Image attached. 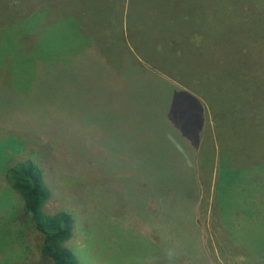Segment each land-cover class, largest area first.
Masks as SVG:
<instances>
[{"label": "rangeland", "instance_id": "374dc122", "mask_svg": "<svg viewBox=\"0 0 264 264\" xmlns=\"http://www.w3.org/2000/svg\"><path fill=\"white\" fill-rule=\"evenodd\" d=\"M85 1L20 0L18 11L12 16L13 4L2 1L0 164L6 163L8 151L21 150L23 140L38 145L40 134L45 137L42 139L50 140L53 149L64 147L67 156L61 157L58 167L54 165V184L48 180L52 197L47 207L54 212L66 211L72 217V235L66 244L79 264H264V0H245L246 5L241 10L249 40L261 39L257 55L250 51L253 46L249 40L243 39L245 46L240 44V47L244 46L246 50L241 58L248 62L247 68L252 63L255 70L260 67L259 73L256 72L253 78L244 65L243 69H238L242 71L239 80L233 71H230L232 74L223 73L219 85L207 91L212 95L213 106L208 113L214 122L209 116L204 119L211 125L208 130H211L212 144L216 146L217 177L226 182L232 173L229 172L231 169L227 172L221 166L224 155L232 160H228L231 162L228 165L235 170L234 177L228 185L221 184L215 189L209 186L203 192L194 216L191 211L184 212L181 220L162 213L151 201L132 204L131 191L117 189L119 194L113 187L117 180L127 183L135 177L132 157L139 156V148L134 147L139 143L138 138L144 139L148 146L157 137L152 138L151 127L145 126L152 121L144 110L149 100L142 111L132 115L135 103H130L132 98L116 91L111 97L102 90L89 93L86 85L81 86L83 75L80 74L77 83L78 77L68 71L73 64H79L83 73L91 65L89 58L99 60L100 66L106 59L113 69L120 67L119 63L126 58L136 63L117 29L110 28L109 14H115L113 18L121 14L125 0L92 2L96 16L90 10L85 12L93 22H79ZM230 1L229 5L223 3L226 10L238 3ZM31 2L33 9L28 13L26 10ZM61 5L68 9L65 20H58L55 28L48 31L47 17L52 15L55 19ZM246 6H250L249 11ZM48 7L51 14H46ZM213 8L216 7L213 5ZM227 30L230 35L224 43L230 44L232 39L229 37L237 30L233 26ZM236 38L239 40L238 35ZM41 42L43 46L50 45L45 57H30L29 53L34 49L45 50L40 47ZM243 48H233L232 59L237 60L239 54H236ZM221 60L229 63L224 59V53ZM233 67L237 69L234 64ZM136 69L132 64V89L144 86L145 94H150L154 86L150 81H143V73ZM58 70L63 81H51L60 78L56 75ZM209 74L216 75L215 69ZM10 80L15 83L8 84ZM242 83L244 89H240ZM160 89H163L162 83L156 88ZM55 93L63 98L58 99ZM255 108H260L259 112H255ZM79 113L83 114V120L76 116ZM220 116L225 117L228 128L224 131L216 124ZM157 125L166 141L169 139L171 143L172 140L175 145L185 141L180 136L181 130L176 129L174 137H165L166 124L160 122ZM137 127L141 131L139 137ZM64 130L68 131L67 136ZM64 137L72 145H66ZM208 138L211 139V135ZM123 142L126 146L133 142V151L118 149ZM35 147L25 148L19 158H31L39 163L43 156ZM82 160L93 170L90 175L94 178L83 170ZM138 164L141 171L146 170L143 162ZM4 168L5 165L0 168V264H32L39 255L42 237L19 219L21 215H17L16 209L21 204L20 198L10 189ZM139 169L135 173L138 174ZM121 173L126 174L118 176ZM79 181L81 184L76 186ZM187 203L186 199L182 200V209Z\"/></svg>", "mask_w": 264, "mask_h": 264}, {"label": "trees", "instance_id": "16d2710c", "mask_svg": "<svg viewBox=\"0 0 264 264\" xmlns=\"http://www.w3.org/2000/svg\"><path fill=\"white\" fill-rule=\"evenodd\" d=\"M2 1L0 0L1 7L4 6ZM8 1L13 4V12L10 13V16L15 15L19 8L17 3L20 0ZM236 1L238 3L233 4L231 10H226V5L224 6L223 3L229 5L230 0H125L121 14H116L115 18H113L115 14H109L110 28L111 30L117 29L130 57L133 54L136 63L134 64L129 58H126L119 63L120 67L113 69L109 63H106V59L105 63L100 66L99 60L89 58L91 65L83 73L79 70V64L69 67L71 69L68 71L73 73V77H78L77 83L80 81V74L83 75L80 83L81 86L86 85V91H90L89 93L93 94L95 90H102L111 97L112 93L116 91L127 98H132L130 103L133 105L135 102L132 107V115L140 112L139 110L142 111L146 101L149 100V105L144 110L152 121L145 126L148 129L151 127L152 138H157L153 139L148 146L144 139L138 138L139 143L134 147L139 148V156L132 157V174L134 173L135 177H132L131 181L127 183L117 180L116 186H113L116 192L117 189L131 191L132 204L135 201L142 203L151 201L157 205V209L159 207L162 213L165 212L171 218L181 220L184 212L191 211L194 216L195 208L201 201L203 192L208 190L209 186H213L215 189L221 184L222 186L228 185L230 178L234 177L235 170L232 171V165H228L232 160L226 159L225 155L222 156L221 166L226 171L231 169L229 172L232 173L230 177H227L226 182H221V179L217 177L219 166L215 161L216 146L214 143L212 144V133L211 130H208L211 125H208V121L204 118L209 116L211 122H214L208 113V109L211 111L213 106L210 100L212 95L207 91L219 85L223 73L233 71L235 78L239 80L242 71L238 69H243L244 65L246 68L248 66V62L241 58V54L245 55L246 50V47L243 48L245 45L242 40L250 39L247 31L244 30L246 22H244V13L241 12L247 0H233L232 3ZM92 2L98 4L100 0L85 1L83 10L79 14L81 17L79 22H93L85 12V10H90L92 15L96 16L95 8L91 6ZM213 5L216 8H213ZM247 7V11H249L250 6ZM64 8L67 7L61 5L55 19L52 15L47 17V22L50 23L48 31L55 28L58 20H65V12L68 9ZM32 9L31 2L26 11L29 13ZM45 10L46 14H51L50 7ZM52 20L54 23L51 22ZM234 22L235 25H233ZM51 26L53 27L50 29ZM230 26L236 28L237 31H233V37H229L230 40L232 39L229 44L224 43V39L230 35L227 30L230 29ZM236 35L239 36V40ZM47 36L49 35L47 34ZM260 40L259 37L249 40L253 46L249 48L250 51L255 54L260 51ZM240 44L244 46L240 47ZM40 47L45 50L41 52V49H34L29 53L30 57L35 55L45 57L50 45L48 46L46 43L43 46V42H41ZM233 48H243L236 54H239L237 60L232 59ZM87 53L88 51L82 54ZM223 53L224 59L229 63L222 62ZM262 61L264 60L262 59ZM132 64L137 68L136 70L143 73L142 80L150 81L154 86V90L150 94H145L147 89L144 86L132 89ZM233 64L237 69L233 67ZM213 68L216 71L214 76L209 74ZM259 68L257 66L255 70L252 63L247 71L254 78V74L259 73ZM59 72L60 70L56 72V75L60 77ZM117 72L118 74H115ZM53 80L63 81L62 77L52 78L51 81ZM13 83L15 82L10 80L8 84ZM160 83L163 84V89L156 90ZM201 84L202 91H199ZM255 85L257 87V82ZM43 87L46 88V85L44 84ZM240 89H244L243 83ZM55 95L58 99L63 98L57 93ZM259 110L260 108H255L254 111L259 112ZM160 113L166 120L161 117ZM226 114L228 115L227 112ZM76 116L83 120L82 113ZM220 117H217L216 124L224 131L228 129L224 122L225 117H221L222 119ZM160 122L166 124L165 137H174V132L178 129L181 130L182 135L180 133V136L184 137L185 141L180 145L173 144L172 140L170 143L169 139L166 141L163 134L157 130V124ZM64 131L67 136L68 131ZM140 132L137 127V137L140 136ZM208 135H211V139L208 138ZM30 136L35 137L32 134ZM41 136L42 134L37 136L41 140L40 143H37L38 145H34L36 142L32 141L28 143V139L24 138L25 140L20 145L21 150L18 152L8 151L6 163H1L0 166L5 165L4 172L7 175L9 187L20 198L21 204L18 206L20 210L16 209L17 215L19 216V213L21 215L19 219H22L27 226L42 237L39 255L32 264H79L72 249L66 244L72 235V217L66 211L54 212L47 207L52 197L48 180L53 183L54 165L59 166L61 157L63 155L66 157L67 154L63 151L64 147H54L53 149L49 144L50 140L47 137L42 139L45 137ZM66 139L64 137L65 144L72 145ZM208 142L210 144L206 145ZM29 146H36V152H40L43 156L39 163L36 164L35 160L31 158L23 160L19 158V155ZM132 146L133 142L128 146L123 142L118 149L121 151L132 149L133 151L134 147ZM36 154L38 155V153ZM124 159L130 160L129 158ZM85 162L82 160L83 170L88 172L90 177L93 170L88 168ZM138 162L144 163L142 165L145 166V171L139 169ZM73 163L75 166L78 164L75 160ZM138 169L139 173L137 174L135 172ZM125 174L121 173L118 176H125ZM141 175L148 177H141ZM92 178L94 177L92 176ZM79 184H81L80 181L76 186ZM93 184H96V181ZM118 193L121 194L119 191ZM184 199L188 203L182 209V200ZM190 222L193 223V221Z\"/></svg>", "mask_w": 264, "mask_h": 264}]
</instances>
